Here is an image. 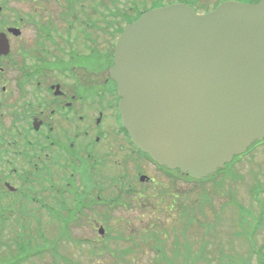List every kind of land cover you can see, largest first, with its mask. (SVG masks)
<instances>
[{
	"label": "flooded vegetation",
	"instance_id": "obj_1",
	"mask_svg": "<svg viewBox=\"0 0 264 264\" xmlns=\"http://www.w3.org/2000/svg\"><path fill=\"white\" fill-rule=\"evenodd\" d=\"M230 2L259 0H16L10 24L0 21L9 44L0 56V237L14 224L30 239L42 218L95 224L112 205L100 174L121 189L134 174L152 181L120 118L116 41L150 10L181 4L204 15Z\"/></svg>",
	"mask_w": 264,
	"mask_h": 264
},
{
	"label": "water",
	"instance_id": "obj_2",
	"mask_svg": "<svg viewBox=\"0 0 264 264\" xmlns=\"http://www.w3.org/2000/svg\"><path fill=\"white\" fill-rule=\"evenodd\" d=\"M110 78L141 152L193 180L216 173L264 140V0L146 12L118 37Z\"/></svg>",
	"mask_w": 264,
	"mask_h": 264
},
{
	"label": "rangeland",
	"instance_id": "obj_3",
	"mask_svg": "<svg viewBox=\"0 0 264 264\" xmlns=\"http://www.w3.org/2000/svg\"><path fill=\"white\" fill-rule=\"evenodd\" d=\"M0 2V21L9 25L16 0ZM253 148L255 160L246 155L240 166H225L223 173L201 186L176 173L170 176L149 161L142 168L152 181L143 183L134 174L125 189L119 183L108 185L109 177L105 180L100 174L101 197L112 205L99 207L95 224L42 218L33 224L30 239L17 238L19 228L9 224L0 237V264H155L152 245L139 241L136 247L129 241L155 223L164 230L162 246L168 255L170 249L184 251L187 242L198 258L194 264H264V141ZM202 193L210 204L203 203ZM192 217L194 222L188 224ZM100 227L103 235L97 231Z\"/></svg>",
	"mask_w": 264,
	"mask_h": 264
},
{
	"label": "trees",
	"instance_id": "obj_4",
	"mask_svg": "<svg viewBox=\"0 0 264 264\" xmlns=\"http://www.w3.org/2000/svg\"><path fill=\"white\" fill-rule=\"evenodd\" d=\"M144 156H146V158L149 159V157L147 155L144 154ZM235 159H237V158H235ZM235 159H234V161H235ZM161 169L164 170V172L167 173L168 175L172 176L173 171H169V170L165 169L164 167H161ZM223 171H224V169L218 170L214 175H211V176L204 178V179H201L199 181L192 180L189 177H187L186 175H183L177 171H176V173L180 177H182L183 179L187 180L188 182H191L193 184H197V185L201 186L203 184H206V183L212 181L217 175L223 173ZM215 187H216V185H215ZM201 199H202L203 203L210 204V202H209L210 198H209V196H207V194L202 193ZM235 206L238 208L240 213L243 212V208L240 205L235 204ZM173 208H174V204H173L171 209H173ZM180 210H181V208H180ZM184 215H187L186 212H184ZM194 220L195 219L192 217V218H188V220L186 222L188 224H192L194 222ZM163 231L164 230L160 229V226L157 223H155V224H152L150 227H148L145 230V232H143V233L142 232L139 234L136 233V235L132 234L129 241L130 242L133 241V244L136 247H138L137 242H139V241L142 242V244H145V242H148L150 245H152V247H154V249H156V251H157L155 254V257H156L155 264H194V262L197 261L198 258L194 257L192 255V251H191L192 244L191 243L188 244L187 242H185V244H184L185 250L184 251H181V249L179 248V251L176 250L175 252L173 250L171 251V249H170L169 255H168V253H165L163 246H162V243H163L162 235L164 233ZM135 238H138V240ZM177 240H178L177 237H175V242L178 245ZM170 255H172V256L174 255L173 259H171V257H169ZM201 258H203L202 253H201ZM178 259L180 260V262L178 261Z\"/></svg>",
	"mask_w": 264,
	"mask_h": 264
}]
</instances>
